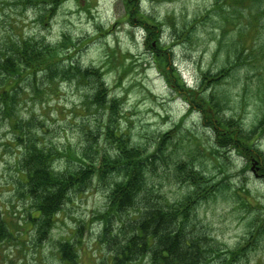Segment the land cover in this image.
Returning <instances> with one entry per match:
<instances>
[{"label": "rangeland", "instance_id": "rangeland-1", "mask_svg": "<svg viewBox=\"0 0 264 264\" xmlns=\"http://www.w3.org/2000/svg\"><path fill=\"white\" fill-rule=\"evenodd\" d=\"M233 1L0 0V57L11 43L31 40L63 72L51 82L22 65L13 80L19 96H12L19 119L0 111V211L12 232L0 243V264H62L59 243L67 240L77 264H113L100 240L101 215L123 167L106 124L134 148L136 161L147 159L154 197L191 198L194 224L211 244L206 264H264V2L256 9ZM75 67L95 72L90 85L71 74ZM97 84L106 104L91 107ZM15 120L51 148L56 168H99L86 190L71 194L46 238L41 222L29 221L30 210L39 213L26 185L20 188L28 149L13 138ZM227 137L240 146H220Z\"/></svg>", "mask_w": 264, "mask_h": 264}, {"label": "trees", "instance_id": "trees-1", "mask_svg": "<svg viewBox=\"0 0 264 264\" xmlns=\"http://www.w3.org/2000/svg\"><path fill=\"white\" fill-rule=\"evenodd\" d=\"M262 2L264 0H236L234 3L236 7H240L238 4L247 3L259 9ZM139 18L148 23L142 14H139ZM33 44L31 40L26 39L11 43L9 51L0 57V73L7 78L6 85H0V111L5 119H19L15 112L16 100L13 102L12 96H19V85L13 80L21 76L22 65L34 75L37 74L36 70L41 69L51 82L63 73L55 58L43 53L42 45L37 47ZM71 74L88 85L91 84L90 78L95 76L94 71L80 67L73 68ZM96 81L94 80L93 84H96ZM178 84L181 86L182 82L179 81ZM88 99H91L89 104L91 107L96 104L100 107L104 106L105 89L98 84L93 86L92 94ZM209 107L205 108V112L216 122L215 107H210V110ZM17 121L11 123L13 138L28 149L23 160L19 161L24 168L22 173L25 175V179L21 180L20 188H22L21 184L26 185L24 194L30 197L29 201L33 202L32 208L39 213L35 215L30 210L29 221L41 222L39 237L46 238L71 194L86 190L92 176L99 168L97 167L96 170L95 163L86 162L65 169L56 168L53 166L56 155L51 148L40 146L32 139L31 127L26 128L23 133V127L19 126ZM229 122L230 128L233 123ZM223 125L228 129L226 124ZM104 127L105 136L108 135L118 144L115 163L123 167L122 181H115L110 186L108 210L101 215L100 240L109 247L113 264H131L143 259H149L150 264H206L211 244L208 237L194 224L196 217L191 215V198L184 199L183 203L180 201L172 203L161 196L154 197L152 191L147 189L143 168L147 159L136 161L134 148L126 146L128 141L122 142L121 137L110 131L107 124ZM218 131L215 129L216 133ZM237 142L236 146H240V141ZM237 142L234 137H227L226 142H222L220 146L230 147ZM103 165H106V162ZM207 190L209 194L212 191ZM199 196L207 197L201 193ZM11 236L10 225L0 211V243ZM59 254L62 264H77L78 251L72 240L59 243Z\"/></svg>", "mask_w": 264, "mask_h": 264}, {"label": "clouds", "instance_id": "clouds-1", "mask_svg": "<svg viewBox=\"0 0 264 264\" xmlns=\"http://www.w3.org/2000/svg\"><path fill=\"white\" fill-rule=\"evenodd\" d=\"M141 32H142V30H141Z\"/></svg>", "mask_w": 264, "mask_h": 264}]
</instances>
